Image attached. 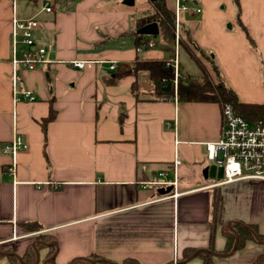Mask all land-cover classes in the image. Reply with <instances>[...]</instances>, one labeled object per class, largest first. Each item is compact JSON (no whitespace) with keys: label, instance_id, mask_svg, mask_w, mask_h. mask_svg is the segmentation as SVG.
<instances>
[{"label":"crops","instance_id":"obj_1","mask_svg":"<svg viewBox=\"0 0 264 264\" xmlns=\"http://www.w3.org/2000/svg\"><path fill=\"white\" fill-rule=\"evenodd\" d=\"M42 1L18 3L22 19L42 22L35 41L49 63L20 68L19 89L35 100L21 95L15 105L13 7L0 0V264H11L9 255L21 258L29 246L39 248L36 264L90 256L106 264H203L201 251L214 253L213 264H264V242L249 240L222 254L227 229L236 225L264 237V181L219 186L223 169L207 156V145L221 137L222 105L176 99L166 82L133 73L138 61L175 58L176 40L173 49L160 35L143 40L154 41L153 48L138 45V20L154 4L73 0L68 9L54 4L53 13L39 14ZM166 1L175 11V2ZM191 1L202 13L181 16L179 47L200 63L196 78L215 73L242 103L264 105V0ZM15 133L28 148L13 176L3 148ZM177 156L175 189L169 183ZM163 172L168 177L159 178ZM151 180L166 184L142 188ZM217 193L220 222L213 228Z\"/></svg>","mask_w":264,"mask_h":264},{"label":"built area","instance_id":"obj_2","mask_svg":"<svg viewBox=\"0 0 264 264\" xmlns=\"http://www.w3.org/2000/svg\"><path fill=\"white\" fill-rule=\"evenodd\" d=\"M13 7L12 20V88L13 101L16 105L21 101V95H24L29 101H34L35 97L32 92H22L19 89L18 72L20 68L34 71L41 64H48L46 59V50L37 46L35 41V31L42 27V22L35 16L28 19H22L18 15L17 7L20 0H10ZM175 2V39H176V54L173 61L167 62V67L172 70L175 75V80L172 82V89L175 92V97H178V80L180 75V62L178 47L182 39L180 27L181 16L184 14H201L202 9L193 4L191 0H173ZM54 12V2L43 0L40 8L41 13L51 14ZM154 41L148 43L149 48L155 46ZM24 47V49H23ZM75 67L83 69L85 61H76L72 63ZM117 67L112 64L111 69ZM165 82V81H163ZM28 148L22 135L15 133L13 139L6 143L3 148V153L11 157L12 163L9 168V173L13 176L17 170V157L21 151ZM208 159L220 166L224 172V181L219 184L226 185L239 181H264V120L251 122L239 114L232 104L222 106V126L221 137L217 143L207 145ZM181 160L176 157L170 173L174 175V181L169 183L176 189L177 170L181 165ZM168 177L167 172L159 174V178ZM166 183L151 180L147 183H142V188L146 189L151 185H164ZM175 196H178L175 193ZM174 264H178L176 261Z\"/></svg>","mask_w":264,"mask_h":264},{"label":"trees","instance_id":"obj_3","mask_svg":"<svg viewBox=\"0 0 264 264\" xmlns=\"http://www.w3.org/2000/svg\"><path fill=\"white\" fill-rule=\"evenodd\" d=\"M35 3H38L40 0H32ZM67 0H54L55 6L59 8H64ZM154 4V11L146 14L144 17H141L138 20V28L135 32V36L138 39V45H143L150 41H143L147 39V36L138 34V31L149 24L157 23L160 30V40L163 44L170 47L171 49L175 48V15L174 11L169 8L166 0H150ZM238 2V0H237ZM68 9V7H67ZM166 61H138L135 64L133 73H139L141 71L148 72L150 78L156 83L161 84L165 81L167 84L174 82L175 75L170 71V68L167 67ZM214 70L218 75L217 68L214 66ZM219 76V75H218ZM209 74L206 72L202 77L204 80V85L201 84V80H192L190 78L182 79V76L178 80V97L180 100H185L189 102H218L222 106L225 104H232L235 110L244 116L247 120L251 122H257L264 120V105L257 104H247L242 103L239 100L237 94L226 85L223 80L219 81L217 86H212L211 82L208 79ZM215 89V90H214ZM214 90V91H213ZM174 92V91H173ZM54 117V114L51 113L48 119L45 120V123L51 120ZM222 202V196L220 193L215 195L214 204H213V213L216 217L213 228L217 223L220 222L219 214L220 207ZM38 228V227H34ZM235 228V229H234ZM233 229H227V239L228 245L225 251L222 252L224 256L230 254L237 242L236 251L242 249L245 243L249 240L264 242V237L259 235L255 228L247 227L244 225H236ZM256 234V236L254 235ZM37 246H29L25 254L18 258L15 255H9L8 259L11 264H36L37 260ZM191 253V252H190ZM190 253H187L185 259L190 257ZM203 259V264H213L214 253L210 252H199L198 255ZM0 256V260H1ZM261 263H264V255L260 259ZM49 264H54V260H51ZM73 264H106L105 261L100 259L98 256H90L88 258H81L74 261ZM123 264H139L135 259H127Z\"/></svg>","mask_w":264,"mask_h":264},{"label":"rangeland","instance_id":"obj_4","mask_svg":"<svg viewBox=\"0 0 264 264\" xmlns=\"http://www.w3.org/2000/svg\"><path fill=\"white\" fill-rule=\"evenodd\" d=\"M49 1H52V0H49ZM147 1L150 3V0H147ZM147 1L146 0H136L135 8L136 9L144 8V7L146 8L148 6ZM53 2H54V0H53ZM121 2L122 1L114 0L110 4H107V6L121 5ZM41 4L42 3L39 4L40 8H41ZM72 5H75L73 0H67L66 5H64V9L67 8L68 6H72ZM104 6H106V5H104ZM181 44H182V41H181ZM178 52H179V59H180V65H181L180 66V75L182 76V79L188 78L187 75H185L184 73L195 77V78L189 77L192 80H197L196 77H201L203 74V70H202L198 60L193 55H191V53L184 46L178 47ZM174 53L176 54V52H174ZM181 68L183 71L181 70ZM213 70H214V67H213ZM213 75L214 76L208 77V79L211 82L212 86L214 87V86H217L219 84L220 78H217L215 73ZM198 80H201V84L204 85L205 82H204V80L202 81V78L198 79Z\"/></svg>","mask_w":264,"mask_h":264},{"label":"water","instance_id":"obj_5","mask_svg":"<svg viewBox=\"0 0 264 264\" xmlns=\"http://www.w3.org/2000/svg\"><path fill=\"white\" fill-rule=\"evenodd\" d=\"M125 4L127 5H133L134 0H126ZM160 33L159 26L157 23H152L149 25H146L142 27L139 31L138 34L143 35V36H152V37H157ZM172 72V70H170ZM172 88V82L168 83L167 85V91H170ZM256 236V234H254ZM237 249V242L235 243V246L233 248V252ZM39 261V258H38ZM38 264V263H37Z\"/></svg>","mask_w":264,"mask_h":264}]
</instances>
